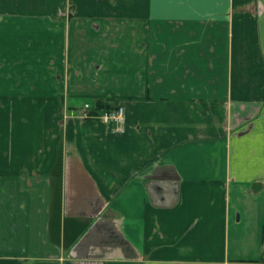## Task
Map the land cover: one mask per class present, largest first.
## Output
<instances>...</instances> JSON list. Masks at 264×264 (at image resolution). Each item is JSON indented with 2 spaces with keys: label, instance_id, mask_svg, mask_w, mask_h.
Returning <instances> with one entry per match:
<instances>
[{
  "label": "crops",
  "instance_id": "0c3cea01",
  "mask_svg": "<svg viewBox=\"0 0 264 264\" xmlns=\"http://www.w3.org/2000/svg\"><path fill=\"white\" fill-rule=\"evenodd\" d=\"M263 253L264 0H0V264Z\"/></svg>",
  "mask_w": 264,
  "mask_h": 264
},
{
  "label": "built area",
  "instance_id": "2783aa9c",
  "mask_svg": "<svg viewBox=\"0 0 264 264\" xmlns=\"http://www.w3.org/2000/svg\"><path fill=\"white\" fill-rule=\"evenodd\" d=\"M92 103H84L79 114L85 119H94L106 124L109 130L113 132L121 131L124 127V108L115 106L106 110L97 111ZM95 110V111H94ZM264 261V253L262 255Z\"/></svg>",
  "mask_w": 264,
  "mask_h": 264
},
{
  "label": "trees",
  "instance_id": "16d2710c",
  "mask_svg": "<svg viewBox=\"0 0 264 264\" xmlns=\"http://www.w3.org/2000/svg\"><path fill=\"white\" fill-rule=\"evenodd\" d=\"M109 108H111V106L105 104L101 99H99V100L96 101L94 109L97 110V111L98 110L101 111V110H106V109H109Z\"/></svg>",
  "mask_w": 264,
  "mask_h": 264
},
{
  "label": "rangeland",
  "instance_id": "374dc122",
  "mask_svg": "<svg viewBox=\"0 0 264 264\" xmlns=\"http://www.w3.org/2000/svg\"><path fill=\"white\" fill-rule=\"evenodd\" d=\"M124 119H125V113H124ZM124 130H125V120H124V127H123V129L121 130V131H117V132H113V133H116V134H121V133H123L124 132Z\"/></svg>",
  "mask_w": 264,
  "mask_h": 264
}]
</instances>
